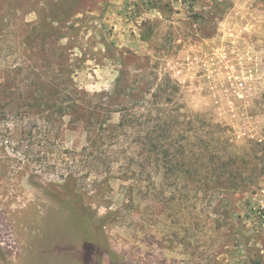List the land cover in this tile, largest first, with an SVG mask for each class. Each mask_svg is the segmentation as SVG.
<instances>
[{"label":"rangeland","instance_id":"374dc122","mask_svg":"<svg viewBox=\"0 0 264 264\" xmlns=\"http://www.w3.org/2000/svg\"><path fill=\"white\" fill-rule=\"evenodd\" d=\"M0 264H264V0H0Z\"/></svg>","mask_w":264,"mask_h":264},{"label":"trees","instance_id":"16d2710c","mask_svg":"<svg viewBox=\"0 0 264 264\" xmlns=\"http://www.w3.org/2000/svg\"><path fill=\"white\" fill-rule=\"evenodd\" d=\"M183 1V0H179ZM185 1V0H184ZM156 8L155 6H153ZM214 15V14H213ZM216 17V15H215ZM212 34L206 35V37H211ZM122 75L119 76V78ZM124 79V85L129 86L127 78ZM124 90V89H123ZM165 90V89H163ZM119 94V92H118ZM122 95V93L120 94ZM117 98V94L115 95ZM131 99H137L140 97L139 94H130L129 96ZM114 104V103H112ZM126 116L125 114H122L119 125L124 126L125 125ZM161 147H164V144H161ZM75 185L74 183L70 182L69 180L66 181V185L64 186V194L67 192V197L65 199L66 203L68 204V209L70 214L73 218H75L76 221L81 225L82 231H83V249L85 250V253H89V251L92 249L93 245L91 244V236L89 232V225H97L98 223L102 227L106 221L105 218L98 217L95 212L91 210L90 207H84L82 206V202L80 197L75 193ZM101 234V233H100Z\"/></svg>","mask_w":264,"mask_h":264},{"label":"built area","instance_id":"2783aa9c","mask_svg":"<svg viewBox=\"0 0 264 264\" xmlns=\"http://www.w3.org/2000/svg\"><path fill=\"white\" fill-rule=\"evenodd\" d=\"M235 80L237 81V85L238 87L240 88H243L244 87V82L242 81V79L238 76L235 77ZM238 96H240V93L239 92H236Z\"/></svg>","mask_w":264,"mask_h":264}]
</instances>
